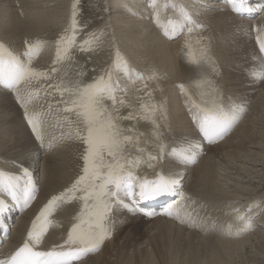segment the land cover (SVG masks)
Masks as SVG:
<instances>
[{"label": "bare ground", "instance_id": "1", "mask_svg": "<svg viewBox=\"0 0 264 264\" xmlns=\"http://www.w3.org/2000/svg\"><path fill=\"white\" fill-rule=\"evenodd\" d=\"M164 2L165 0H159L160 4ZM168 2L171 4L172 0ZM175 3V9L169 7L162 11V18L182 22L180 9L185 10L198 26L192 33L193 52L198 54L200 45L196 41L202 40L215 61L218 73H213L206 65L197 67L189 63L184 47L185 35L181 34L176 42L168 37L165 39L154 24L151 9L146 7L145 0H106L104 9L99 6L103 10V21L99 28H94V32H88L84 37L81 34L79 36L83 40L88 34L95 33L99 42L93 45L90 52L74 53L76 63L65 66L69 76L74 78L80 67L87 71L85 79L88 81L101 75L110 67L108 63H113L115 51L119 47L113 51L112 57L110 51L114 48L109 50L110 43L112 46L120 45V53L125 54L122 57L146 78L134 83L126 78L121 79L122 87L128 89L124 98L132 105V108L122 109V112L127 114L128 111H139V98L148 101L149 97L145 92H151V101L157 105L162 104L166 112V120L160 118L158 122L161 125V139L169 147L183 141L199 140L181 85L198 99L200 89L195 87V83L202 76L219 88L225 102L249 103L253 115L257 111L256 117L248 114L224 141L207 147L206 154L192 168H179L171 164V160L167 158L169 155L155 169L149 168L147 154L157 152V141L153 136L155 130L150 124L140 122L137 126L144 133L140 146L145 149V155L136 174L152 178L157 171L166 175L179 172L185 182L184 192L195 202L191 204L189 211L199 217L202 227H189L175 219L147 221L140 216L130 217L117 209L112 216V238L99 253L81 264L263 262L264 194L261 196L252 186L262 183V176H258L257 168L264 166V127L253 134V128L247 124L249 119L252 121L255 118L253 125H257L260 117H264V82H256L254 86L253 81L247 78L245 68L246 63L255 56L252 40L247 39L246 31L254 27L256 31L253 37H264V11L253 20H244L231 14L222 0H175ZM70 6V0H0V43L19 54L25 48V41L33 44L37 40L44 41L45 45L39 56L34 58L33 67L49 71L55 59V41L69 25L67 19L71 12ZM109 8L112 10L109 11ZM127 13L131 18L125 15ZM120 17L127 20L122 21ZM150 74H154L155 78L147 79ZM57 82L54 76L51 80H41L32 86L33 89H39L40 95L29 106V111L41 114L44 148L38 146L39 142L35 140L31 128L25 126L27 121L24 110L14 94L0 90V165L4 161L23 159L26 153H30L27 163L38 176L40 186L35 201L20 218L0 253L12 250L21 243L44 205L53 195L68 188L79 174L82 164L81 145L68 137L69 127L65 122L67 114L61 110L64 107L61 96L54 88L49 87ZM127 123L131 125L133 122ZM49 144L52 145L50 150L47 147ZM218 162L225 163L220 173ZM249 208L251 211L247 214L252 217L254 230L239 237L226 235L227 225L234 222V216L229 213H233L234 209L246 212ZM78 211V202L62 204L57 208L50 217L52 226L43 241V249L59 244L66 238ZM139 221L147 223L142 231L146 235L143 238L146 246H142L136 237H129L131 228L126 227L124 231L127 223L135 225L133 222ZM212 222L216 224L215 229L209 227ZM154 229L156 231H152Z\"/></svg>", "mask_w": 264, "mask_h": 264}, {"label": "snow or ice", "instance_id": "2", "mask_svg": "<svg viewBox=\"0 0 264 264\" xmlns=\"http://www.w3.org/2000/svg\"><path fill=\"white\" fill-rule=\"evenodd\" d=\"M227 3L237 15L242 16L254 10L249 0H227ZM145 4L151 9L152 20L162 35L170 39L176 38L174 33L185 35L184 47L189 63L197 67L206 65L213 73H218L215 61L202 40L196 41L200 45L198 54L193 52L192 33L198 26L185 10L180 9L182 22L162 18V11L177 7L175 0L171 4L168 0L163 4L159 0H145ZM259 10L264 11V4L259 5ZM82 11L81 0H74L69 25L55 41V59L49 71L33 67L34 58L39 56L45 45L44 41L37 40L35 44L25 41V48L19 54L0 43V90H10L14 94L24 110V118L35 140L39 142L38 146L45 147L41 114L30 112L29 106L39 99L40 91L32 86L55 76L58 82L49 87L54 88L61 96V103L64 105L61 110L67 114V135L81 145L82 161L74 182L51 197L32 221L22 244L11 253L0 256V264H81L89 255L99 253L106 241L112 238V216L117 209L147 217L164 215L189 227H202L199 217L189 211L191 204L195 202L182 190L179 172L166 176L157 171L152 179L136 174L145 155V149L140 146L144 135L137 126L140 122L150 124L155 130L153 136L157 141V152L147 154L149 168L155 169L166 155H170L172 163L177 167L194 165L203 152L202 142L188 140L172 147L163 142L158 121L160 118L166 120V112L162 104L157 105L151 101V92H145L149 97L148 101L139 98V111L123 114L122 109H130L132 105L124 98L128 89L122 87L121 79L126 78L134 83L136 80H145V76L130 66L118 48L110 67L91 81L85 79L87 71L83 67L76 70L74 78L66 71V65L76 63L75 52H90L93 45L99 42L95 33L88 34L83 40L79 39L84 31V25L79 19ZM257 44L261 67L259 71L251 70L249 75L253 80L264 82V37L258 35ZM154 78V74L147 77ZM195 87L200 89L198 99L188 93L183 85L181 91L186 96L188 110L203 141L215 144L236 126L246 112V107L235 102H225L219 88L207 77L202 76ZM146 88L145 83L144 89ZM127 122L133 123L130 125ZM47 147L50 150L52 145ZM30 156V153H26L23 159L4 161L0 165V230L7 231L6 214L12 208L23 211L35 199L36 188L27 163ZM164 196L178 199H174L160 212L140 207L141 202ZM73 202L79 203V211L73 217L66 238L59 244L43 249V241L52 226L50 217L62 204ZM250 211L251 208L246 212L234 209L233 213H229L234 216V222L227 225L225 234L239 237L254 230L252 217L247 214ZM209 227L215 229V222Z\"/></svg>", "mask_w": 264, "mask_h": 264}, {"label": "rangeland", "instance_id": "3", "mask_svg": "<svg viewBox=\"0 0 264 264\" xmlns=\"http://www.w3.org/2000/svg\"><path fill=\"white\" fill-rule=\"evenodd\" d=\"M97 1V2H96ZM106 0H81V7H82V9H83V11H82V14L80 15V17H79V19H80V23L81 24H83L84 25V31L81 33V35L83 36V35H86L88 32H94L93 31V29L94 28H99V26L101 25V23H102V21H103V19H102V17H103V10H102V8L101 7H103V9H104V2H105ZM97 4H96V3ZM100 2V3H99ZM74 3V0H70V4H71V6L70 7H72V4ZM98 5V6H97ZM99 6H101V7H99ZM94 7H95V9L96 10H94ZM101 9V10H100ZM110 10H112L111 8H109V11ZM95 11V12H94ZM119 14V13H118ZM102 15V16H101ZM125 15H127V16H129L130 18H131V16L129 15V13H127V14H125ZM119 16V15H118ZM134 18V17H133ZM70 19V14H69V16H68V19L67 20H69ZM120 19H122V21H124L126 18H123V17H120ZM127 20V19H126ZM91 22V23H90ZM90 24V25H89ZM86 28V29H85ZM84 37V36H83ZM57 40V39H56ZM176 40L177 39H175L174 41H172V42H176ZM110 45L111 46H109V50H111V49H113L112 51H110L111 52V54H112V57H113V51L116 49V47H118V49L120 50V45H115V46H112V43H110ZM112 47V48H111ZM108 50V51H109ZM121 55H125L123 52H121ZM111 57V58H112ZM108 66H110V64L108 63ZM248 66V64L246 63V67ZM50 70V69H49ZM253 102V101H252ZM252 102H251V104H252ZM256 111V110H255ZM255 111H254V113H255ZM253 110H252V107H251V109H250V111H249V116H251L252 115V117H256V113H257V111H256V113L253 115ZM264 112V111H263ZM259 114H261L262 112H258ZM248 114H247V116H248ZM263 115V114H262ZM264 116V115H263ZM263 118V119H262ZM260 117V120H258V122H260V123H258L257 125H253L254 124V121H255V118H252V121L249 119L248 120V124L247 125H251V127L253 128V131H252V133L253 134H255V131L256 130H258V129H260V127H264V122L262 123V120L264 121V117ZM245 120V119H244ZM243 120V121H244ZM262 127V128H263ZM256 133H257V131H256ZM254 136V135H253ZM253 140V139H252ZM249 146V145H248ZM246 149V148H245ZM225 163H220V162H218V164H217V167H218V169H220V170H218L219 171V173L220 172H222L221 171V168H224V165ZM257 170H259V174H258V176H262L261 178H260V180H261V182L262 183H260V185L259 184H257V183H255L252 187H254V190H256L258 193H261V196L264 194V166L263 167H258L257 168ZM263 170V171H262ZM225 171H228V170H226L225 169ZM262 173V174H261ZM221 174H223V173H221ZM231 176H233V175H231ZM259 185V186H258ZM263 186V187H262ZM261 204L263 203L262 201L260 202ZM262 206H264V204H262ZM263 208V207H262ZM262 212H263V210H262ZM133 224H135V225H132L131 224V222L128 224L127 223V225L126 226H124L125 227V229H124V231L127 229V228H131V231H130V234H129V237L132 239V238H137V241L140 243L141 242V244H142V246H146L147 244H145V239L143 240V238H145V236L146 235H143L144 234V232H142V231H144V229L146 228V224L147 223H144V222H141V221H139V222H133ZM138 224V225H137ZM131 226V227H130ZM127 227V228H126ZM152 231H156V229H154V230H152ZM147 234V233H146ZM135 238V239H136ZM142 238V239H141ZM143 241V242H142ZM141 246V247H142ZM263 255H261V257H262ZM245 264H247V263H245ZM249 264V263H248ZM261 264H264V259H263V262L261 263Z\"/></svg>", "mask_w": 264, "mask_h": 264}]
</instances>
